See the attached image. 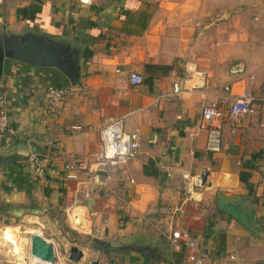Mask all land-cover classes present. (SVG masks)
<instances>
[{
	"label": "crops",
	"instance_id": "crops-1",
	"mask_svg": "<svg viewBox=\"0 0 264 264\" xmlns=\"http://www.w3.org/2000/svg\"><path fill=\"white\" fill-rule=\"evenodd\" d=\"M34 41L60 54L75 80L9 56ZM0 50L15 132L0 136V222L31 212L26 223L50 224L68 241L84 234L75 246L86 257L71 264H184L172 227L195 240L203 264H264V143L253 116L264 111V0H0ZM132 70L140 85L129 83ZM50 85L84 90L48 105ZM242 89L253 113L222 119L221 150L209 153L202 106L226 111ZM122 116L139 147L125 163L101 160L100 131ZM31 154L46 159L43 176L27 170ZM70 162L85 168L77 180L64 177ZM216 192L219 212L208 213ZM25 234L0 228L15 264H28Z\"/></svg>",
	"mask_w": 264,
	"mask_h": 264
},
{
	"label": "built area",
	"instance_id": "built-area-1",
	"mask_svg": "<svg viewBox=\"0 0 264 264\" xmlns=\"http://www.w3.org/2000/svg\"><path fill=\"white\" fill-rule=\"evenodd\" d=\"M88 0H80L81 3H87ZM129 83L133 86L142 83V77L138 72L132 70L128 74ZM84 89H73L67 87H58L50 85L44 92V100L48 105H55L60 103L67 97L80 94ZM179 87L174 84L173 91L177 93ZM228 91L229 88H226ZM254 98L249 90L242 89L233 98L225 111L219 106L218 102H211L205 104L201 108L200 120L201 125L207 131L206 150L209 153L215 154L220 152L222 145V133L220 130V123L226 116L231 120H237L253 112ZM8 98L0 94V136L13 135L15 132L9 123L7 116ZM124 117H118L107 123L100 131L101 141L103 143V151L100 154L101 160H112L113 163H125L132 158L139 147V133L138 131L125 132L123 130ZM73 130H78L80 127L72 126ZM49 147L53 152H59V147L56 144H50ZM46 159L36 154L29 155L26 161V167L29 173L35 176H43L46 170ZM85 168L70 162L65 166V179L77 180ZM200 182L199 179H197ZM84 197H88L87 193H83ZM175 211L163 209L162 213L173 215ZM170 241L176 250L185 249L188 253L184 264H203L205 258L197 251V244L195 240L185 230L179 227H172L170 233ZM69 248V247H68ZM69 249H64L63 257H68ZM63 259V258H62Z\"/></svg>",
	"mask_w": 264,
	"mask_h": 264
},
{
	"label": "water",
	"instance_id": "water-1",
	"mask_svg": "<svg viewBox=\"0 0 264 264\" xmlns=\"http://www.w3.org/2000/svg\"><path fill=\"white\" fill-rule=\"evenodd\" d=\"M9 56L30 66L57 68L63 75L71 80H75L70 64L63 61L60 54L55 53L43 43L34 41L33 43L25 42L17 44L14 46L13 50L9 52ZM3 58L4 51L0 50V77ZM30 238L31 254L35 256L39 262L54 264L56 257L54 256L53 245L47 242L40 234H34ZM82 257L83 252L78 247L72 246L69 248V261L78 262Z\"/></svg>",
	"mask_w": 264,
	"mask_h": 264
},
{
	"label": "rangeland",
	"instance_id": "rangeland-1",
	"mask_svg": "<svg viewBox=\"0 0 264 264\" xmlns=\"http://www.w3.org/2000/svg\"><path fill=\"white\" fill-rule=\"evenodd\" d=\"M253 113V112H252ZM251 113V114H252ZM253 116L255 117L256 121H257V133L254 135V139L257 141L258 145H261V143H264V111L263 108H258L254 113ZM220 192H216L214 194V196H212V200H211V205L208 206L206 208L208 213H212L213 214V210L217 213L219 212L218 209V197H219ZM240 210V209H239ZM242 211V209L240 210ZM239 211V212H240ZM28 215H31L32 213H27ZM27 214L24 215H18L16 217H13V220L11 221H6L5 224H3L2 222H0V228L9 225L12 227H19L20 231L23 232V234H25L24 232L29 231L26 238L31 237L34 234H40L43 236V238L47 241L50 242L53 245V248L57 251H55V255L56 258H58V261L56 262L57 264H71L73 262L69 261L68 257H63V251L64 249H68L69 246H75L76 244H79V246H85L87 239L84 237V234H80L82 236H76V234L73 235V237L76 239L75 241H68V239H66L64 237V234L61 236L58 233V229L55 228L53 226L52 229H50L49 227H52L49 225H44L41 226L39 224H29L26 223L25 217L27 216ZM43 217H45V215H42ZM47 226V227H46ZM38 230L39 232H35V231H30V230ZM25 234V235H26ZM27 240V239H26ZM27 241H31L30 238ZM27 244V243H26ZM25 244L26 248L24 249L26 252L24 253V257H25V261L26 263L29 262L30 259V252H29V245L27 247V245ZM28 250V251H27ZM83 257H86V253L83 255ZM63 258V259H62ZM22 257L20 258L21 261ZM0 264H15L13 262L12 259H10L4 252V248H2L0 246ZM44 264V263H41Z\"/></svg>",
	"mask_w": 264,
	"mask_h": 264
},
{
	"label": "trees",
	"instance_id": "trees-1",
	"mask_svg": "<svg viewBox=\"0 0 264 264\" xmlns=\"http://www.w3.org/2000/svg\"><path fill=\"white\" fill-rule=\"evenodd\" d=\"M31 11V13L32 14H34L36 11L35 10H29V12ZM26 12V11H25ZM28 12V11H27ZM122 14H124V15H127V16H129L130 15V13H127V11H122ZM138 21V23H140V25H142V30L145 28V21H146V15L145 14H143L141 17H140V19H138L137 20ZM148 81L150 82L151 81V78L150 79H148ZM248 177H249V174H246V173H240L239 174V179H240V181L241 182H243V183H246L247 181H248ZM182 256V253H181V255H179L178 257H177V261H180V257Z\"/></svg>",
	"mask_w": 264,
	"mask_h": 264
},
{
	"label": "bare ground",
	"instance_id": "bare-ground-1",
	"mask_svg": "<svg viewBox=\"0 0 264 264\" xmlns=\"http://www.w3.org/2000/svg\"><path fill=\"white\" fill-rule=\"evenodd\" d=\"M30 248V247H29ZM29 252H30V249H29ZM54 256L56 257L55 255V249H54ZM30 261L28 262V264H41V263H44V262H39L37 260V258L35 256H33L30 252ZM58 261V258H56V261L54 262V264H57L56 262ZM44 264H47V263H44ZM59 264V263H58Z\"/></svg>",
	"mask_w": 264,
	"mask_h": 264
}]
</instances>
